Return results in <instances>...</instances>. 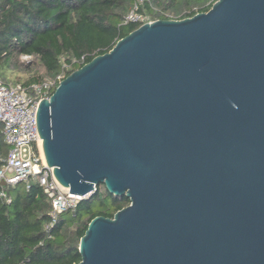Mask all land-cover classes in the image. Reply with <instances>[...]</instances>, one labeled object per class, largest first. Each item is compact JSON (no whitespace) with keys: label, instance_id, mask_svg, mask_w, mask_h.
<instances>
[{"label":"water","instance_id":"obj_1","mask_svg":"<svg viewBox=\"0 0 264 264\" xmlns=\"http://www.w3.org/2000/svg\"><path fill=\"white\" fill-rule=\"evenodd\" d=\"M37 120L63 186L130 199L90 221L75 264H264V0L140 25Z\"/></svg>","mask_w":264,"mask_h":264},{"label":"trees","instance_id":"obj_2","mask_svg":"<svg viewBox=\"0 0 264 264\" xmlns=\"http://www.w3.org/2000/svg\"><path fill=\"white\" fill-rule=\"evenodd\" d=\"M132 1L0 0V78L31 85L66 77L139 27L122 24ZM215 1L148 0L143 11L153 19H182L208 11ZM2 129L0 122V157L8 151ZM5 189L11 201L0 198V264L78 263L90 221L113 217L130 203L102 184L52 223V203L38 181L31 180L29 189L24 181Z\"/></svg>","mask_w":264,"mask_h":264},{"label":"built area","instance_id":"obj_3","mask_svg":"<svg viewBox=\"0 0 264 264\" xmlns=\"http://www.w3.org/2000/svg\"><path fill=\"white\" fill-rule=\"evenodd\" d=\"M147 1L133 0L122 24L140 26L155 21L149 13L143 11ZM64 77V73H61L56 78L31 85L6 84L0 78V122L8 145L7 154L0 157V198L11 201L5 186H15L24 181L29 189L31 180L38 181L51 200L52 223L59 213L74 209L82 199V196L72 193L57 180L53 167L47 164L40 148L42 138L38 128V107L42 99L52 95Z\"/></svg>","mask_w":264,"mask_h":264},{"label":"bare ground","instance_id":"obj_4","mask_svg":"<svg viewBox=\"0 0 264 264\" xmlns=\"http://www.w3.org/2000/svg\"><path fill=\"white\" fill-rule=\"evenodd\" d=\"M40 148H41V151H42L43 157H44V159H45V155H44V151H43V140L40 141Z\"/></svg>","mask_w":264,"mask_h":264},{"label":"rangeland","instance_id":"obj_5","mask_svg":"<svg viewBox=\"0 0 264 264\" xmlns=\"http://www.w3.org/2000/svg\"><path fill=\"white\" fill-rule=\"evenodd\" d=\"M24 59H30V57H28V56H25V57H23ZM22 76H26V74H21Z\"/></svg>","mask_w":264,"mask_h":264}]
</instances>
